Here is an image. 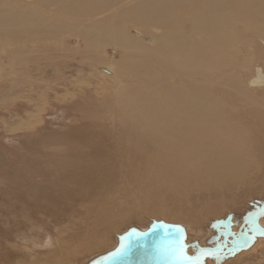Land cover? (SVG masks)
Instances as JSON below:
<instances>
[{"label": "rangeland", "instance_id": "1", "mask_svg": "<svg viewBox=\"0 0 264 264\" xmlns=\"http://www.w3.org/2000/svg\"><path fill=\"white\" fill-rule=\"evenodd\" d=\"M6 13L14 17L0 20V264H96L155 222L184 229L193 264H264V83L250 84L264 69V38L251 44L242 34L238 66L248 53L256 59L227 73L232 92L240 78L251 95L223 98L237 162L192 179L189 157L173 164L174 151L151 141L164 122L125 108L129 93L158 84L122 64L134 67L144 57L136 45L157 49L159 39L135 33L116 8L100 13L79 0H0ZM226 220L248 235L228 237L216 254L193 245L221 244Z\"/></svg>", "mask_w": 264, "mask_h": 264}, {"label": "bare ground", "instance_id": "2", "mask_svg": "<svg viewBox=\"0 0 264 264\" xmlns=\"http://www.w3.org/2000/svg\"><path fill=\"white\" fill-rule=\"evenodd\" d=\"M79 3L94 6L100 13L116 8L120 19L131 23L135 33L146 35L145 39L150 41L159 39L157 49L136 45L137 52L144 57L134 67L122 64L125 72L147 76L149 83L158 84L150 92L129 93L125 108L138 118L155 117L164 122L165 126L158 128L160 132L151 141L167 145L168 152L174 151L173 164L181 163L183 155L189 157L183 166L191 167L194 175L190 178L196 179L206 169L221 171L224 165L237 162V153L231 152L235 148L228 142L235 136L231 106L223 98L234 94L245 101L251 95L240 78L234 79L232 92L227 73L238 66L237 45L243 41L242 34L249 36L251 44L256 37L264 38V0H79ZM13 17L14 14L6 13L0 15V20L6 24ZM241 23L245 25L243 31L236 28ZM153 29L162 32L158 31L156 36ZM123 45L132 50L134 44L126 39ZM255 59L254 54L248 53L238 67L248 70ZM255 73L250 84H263L264 69L258 66Z\"/></svg>", "mask_w": 264, "mask_h": 264}, {"label": "water", "instance_id": "3", "mask_svg": "<svg viewBox=\"0 0 264 264\" xmlns=\"http://www.w3.org/2000/svg\"><path fill=\"white\" fill-rule=\"evenodd\" d=\"M231 224L230 220L219 224L225 227L224 240L221 244L215 247H201L197 243L193 245L201 252L216 254L226 248L228 237L248 235L249 229L235 234ZM187 246L185 231L181 226L155 222L146 231H129L123 237V243L118 250L100 259L96 264H193L185 252Z\"/></svg>", "mask_w": 264, "mask_h": 264}, {"label": "snow or ice", "instance_id": "4", "mask_svg": "<svg viewBox=\"0 0 264 264\" xmlns=\"http://www.w3.org/2000/svg\"><path fill=\"white\" fill-rule=\"evenodd\" d=\"M123 247V246H122Z\"/></svg>", "mask_w": 264, "mask_h": 264}]
</instances>
